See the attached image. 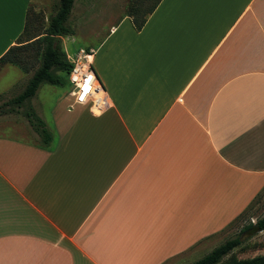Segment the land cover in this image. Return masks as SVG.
Instances as JSON below:
<instances>
[{"label": "crops", "instance_id": "0c3cea01", "mask_svg": "<svg viewBox=\"0 0 264 264\" xmlns=\"http://www.w3.org/2000/svg\"><path fill=\"white\" fill-rule=\"evenodd\" d=\"M34 5L0 0V58ZM152 8L85 48L104 114L56 105L48 126L33 101L0 111L24 116L0 133V264H185L264 189V0Z\"/></svg>", "mask_w": 264, "mask_h": 264}, {"label": "rangeland", "instance_id": "374dc122", "mask_svg": "<svg viewBox=\"0 0 264 264\" xmlns=\"http://www.w3.org/2000/svg\"><path fill=\"white\" fill-rule=\"evenodd\" d=\"M37 8H31L33 12H37L41 15V21L35 22L31 17L30 22V35L32 37L38 35L48 25V19L56 11L59 0H32ZM158 2V0H77L73 7L72 13L68 20V25L71 26L75 33L72 36L62 37L61 44L63 50L67 53L68 59L71 60L77 54L79 49L87 47H96L103 37L107 34L112 25H116L117 22L127 14V11L138 5V19L141 20L152 9V7ZM37 38H33L32 42ZM18 45V43H17ZM16 45V46H17ZM36 53V47L30 52L24 54L22 57L27 62L30 72L24 73L21 69L13 65L4 66V70L0 72V91H7L6 94L0 95V111H7L11 108H15L13 105H3L7 100H11L18 96L27 86L33 72L38 67V60L35 59L32 54ZM2 68V69H3ZM41 89L37 91L34 99H31L36 104V110L40 111L44 115L47 125H51L50 114L56 105L59 110H66L73 101L70 96L71 86L68 83L63 87H56L51 85H43ZM39 104L37 105V103ZM27 111V106L20 109V112ZM19 117V118H18ZM23 114H0V133H6L7 127L10 123L23 122ZM38 141H43V138L37 137ZM264 216V189L257 196L254 203L247 209L245 214L237 219L233 225L223 233L222 239L214 244H208L200 251L191 254L190 258L185 264H192L197 260L205 257L212 252L215 248L225 243L227 240L241 237V230L248 224H256L259 219ZM233 253L238 258H252L258 255H264V231L255 233L253 236L247 237L242 240V245ZM232 253V254H233ZM229 256L225 257L227 259Z\"/></svg>", "mask_w": 264, "mask_h": 264}, {"label": "trees", "instance_id": "16d2710c", "mask_svg": "<svg viewBox=\"0 0 264 264\" xmlns=\"http://www.w3.org/2000/svg\"><path fill=\"white\" fill-rule=\"evenodd\" d=\"M75 1L76 0H59L55 13L48 19L47 27L35 37L30 35V22L34 19L35 22L36 20L41 21V15L37 12H33L32 9L30 10L24 31L17 40L18 45L8 50L7 53L0 58V71L4 66L13 65L28 74L30 68L22 56L30 52L34 47H36V53L32 54V56L38 60V67L33 72L25 89L18 96L9 100L7 102L8 105L21 107L23 104L33 99L37 91L43 85L63 87L69 83V74L73 65L68 59L67 53L63 50L61 38L72 36L75 33L74 29L68 25V20ZM133 8L134 7H131L127 11V15L132 18L135 30L139 31L144 26L146 19L144 17L141 20L138 19V5L135 9ZM153 9L154 8H152L151 11ZM31 17H33V20ZM33 38L37 39L29 42L33 40ZM25 116L33 129L43 138L44 145L48 146L52 141V136L47 130L44 121L41 120L34 111L26 113ZM256 224L264 231V216L259 219ZM252 226V223L246 225L241 230L240 236ZM241 245L242 240L239 236L227 240L205 257L192 264H264V255H258L252 258H238L233 253V250ZM227 256L229 257L225 259Z\"/></svg>", "mask_w": 264, "mask_h": 264}, {"label": "built area", "instance_id": "2783aa9c", "mask_svg": "<svg viewBox=\"0 0 264 264\" xmlns=\"http://www.w3.org/2000/svg\"><path fill=\"white\" fill-rule=\"evenodd\" d=\"M94 56V49H80L70 60L73 65L69 74L73 101L70 108L89 106L93 114L101 115L111 107V99L94 69ZM85 85L88 91H85Z\"/></svg>", "mask_w": 264, "mask_h": 264}, {"label": "water", "instance_id": "95a60500", "mask_svg": "<svg viewBox=\"0 0 264 264\" xmlns=\"http://www.w3.org/2000/svg\"><path fill=\"white\" fill-rule=\"evenodd\" d=\"M262 230L259 228V226L257 224H253V226L245 231L243 234H242V238L241 240L247 238V237H250V236H253L255 233H258V232H261Z\"/></svg>", "mask_w": 264, "mask_h": 264}, {"label": "snow or ice", "instance_id": "6c2138e0", "mask_svg": "<svg viewBox=\"0 0 264 264\" xmlns=\"http://www.w3.org/2000/svg\"><path fill=\"white\" fill-rule=\"evenodd\" d=\"M90 79V78H89ZM85 91H88L87 85H85Z\"/></svg>", "mask_w": 264, "mask_h": 264}]
</instances>
